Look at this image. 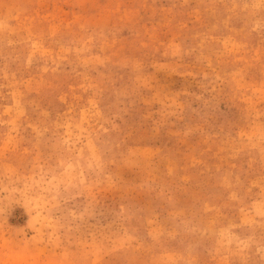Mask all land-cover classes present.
<instances>
[{"label": "rangeland", "instance_id": "374dc122", "mask_svg": "<svg viewBox=\"0 0 264 264\" xmlns=\"http://www.w3.org/2000/svg\"><path fill=\"white\" fill-rule=\"evenodd\" d=\"M0 264H264V0H0Z\"/></svg>", "mask_w": 264, "mask_h": 264}]
</instances>
